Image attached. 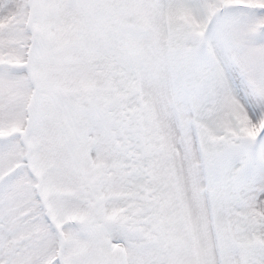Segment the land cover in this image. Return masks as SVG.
<instances>
[{"label":"snow or ice","instance_id":"6c2138e0","mask_svg":"<svg viewBox=\"0 0 264 264\" xmlns=\"http://www.w3.org/2000/svg\"><path fill=\"white\" fill-rule=\"evenodd\" d=\"M0 264H264V0H0Z\"/></svg>","mask_w":264,"mask_h":264}]
</instances>
